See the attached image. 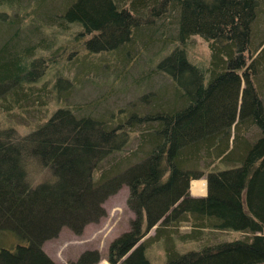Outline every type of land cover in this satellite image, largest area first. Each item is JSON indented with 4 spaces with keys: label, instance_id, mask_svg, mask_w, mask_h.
I'll return each mask as SVG.
<instances>
[{
    "label": "trees",
    "instance_id": "16d2710c",
    "mask_svg": "<svg viewBox=\"0 0 264 264\" xmlns=\"http://www.w3.org/2000/svg\"><path fill=\"white\" fill-rule=\"evenodd\" d=\"M19 5L28 9L14 28L10 14ZM30 19L44 34L36 44L18 35ZM0 20L2 31L12 30L0 45V104L7 111L35 102L31 84L53 72L52 44L62 32L75 34L73 26L85 50L109 62L136 60L129 49L139 44V59L152 53L157 70L174 83L146 113L103 116L88 105L62 103L29 130L0 126V264H57L44 242L63 226L83 232L122 185L135 217L111 241L110 263L153 264L146 247L163 235L164 264H264V0H0ZM259 23L262 36L255 33ZM151 29L170 37L145 43ZM194 35L207 41L209 62L189 57ZM103 57L91 65L102 66ZM80 62L88 67L77 76L98 71ZM72 70L68 65L56 75V88L74 80ZM133 132L140 136L139 160L116 161ZM202 176L207 194L191 195V180ZM182 223L191 229L174 237L171 228ZM208 229L244 234L185 252L174 247V239L190 244ZM101 258L98 249H87L70 264Z\"/></svg>",
    "mask_w": 264,
    "mask_h": 264
},
{
    "label": "rangeland",
    "instance_id": "374dc122",
    "mask_svg": "<svg viewBox=\"0 0 264 264\" xmlns=\"http://www.w3.org/2000/svg\"><path fill=\"white\" fill-rule=\"evenodd\" d=\"M50 6V5H49ZM26 5H19L11 12V17L15 22L11 23L16 28L21 20ZM23 9V10H22ZM30 11L33 8H29ZM44 10H46L44 8ZM43 19H49L46 13H44ZM3 21V20H0ZM9 22V21H8ZM24 22V21H23ZM263 26L259 23V28L255 33L262 36L263 34L258 31ZM1 27V22H0ZM26 27V28H25ZM4 31L0 29V45L3 44L5 39L12 34V30L8 25H4ZM76 31L78 28L73 26ZM18 35L22 36L32 44L38 43L42 40L44 34L43 30L35 31L36 24L33 20L27 21L24 29L18 28ZM72 29L62 32L60 36L56 35L55 41L52 44L55 49L56 67L48 73L42 74L38 79L31 84L32 90H35L36 98L27 102L25 108L17 111V109H9L8 111L0 104V126H13L15 128H23V130H29V128L35 127L38 123L42 124L45 119L46 113H50L51 109L62 103H78L82 105H88V109L92 108L94 113H99L103 116H115L118 113L124 112L130 115L132 112L146 113L152 111L150 109V103L154 98L159 97L162 93L172 89L174 83L170 77L166 74L159 72L155 61L150 59L152 53L143 54L142 60L139 56L142 55L139 49V44L129 49V57L137 56V59L128 58L125 63L122 62H109L108 56L93 55L85 50V45L80 38L82 35H75ZM78 36V37H77ZM170 37L169 34L159 35L153 34V29L147 32L144 42L150 43L161 39L164 41ZM260 38V37H259ZM261 39L258 40V42ZM137 44V43H136ZM189 44L188 55L194 61H201L203 63L210 60V49L207 41L202 37L194 35L191 37ZM39 45V44H38ZM160 50L154 52L159 53ZM48 53V52H47ZM49 54V53H48ZM98 57H103L104 62L102 66L91 65V62H97ZM159 58V57H158ZM156 59V58H155ZM80 61H86L90 64L91 71L94 72L90 77L77 76L79 71L86 69L85 65L79 67ZM82 62V64H85ZM66 64L73 67V78L64 83L65 88L59 90L56 88V75L62 71H66ZM85 66V67H84ZM101 72H100V71ZM69 73V72H68ZM82 73V72H81ZM63 74V73H62ZM261 85L264 89V78L261 79ZM244 85V82H243ZM34 87V88H33ZM30 88V89H31ZM53 102L48 105L45 110L46 103L48 101ZM150 101V102H149ZM149 103V104H148ZM147 106L145 108V106ZM15 105H13L14 107ZM46 111V112H45ZM8 126V127H9ZM253 133H257L256 128H252ZM140 141L139 133L133 132L131 134L130 143L126 146L123 152L118 153L115 158L116 161L124 157H133L137 155V158L131 160L135 162L139 157V153L136 150L138 142ZM143 158V157H142ZM193 186L190 187V192L195 196L205 195L207 193V178L202 176L200 179L193 181ZM129 195V187L122 185L117 192L109 195L103 202L106 212L99 220L89 222L85 225L83 232L75 233L68 226H63L61 231L56 237L47 239L43 244V250L57 263V264H70L72 260H76L78 256L87 249H98L101 252L102 260L96 264H111L107 259L109 245L111 241L123 233L124 231L131 229V221L135 217L134 211L128 206L127 198ZM156 227V226H155ZM155 227L151 228L149 232L142 237L139 241H148V237L153 235L156 230ZM175 236L182 231H189L191 226L186 223H182L179 226H173ZM206 231V230H205ZM244 232L235 230H221L205 232L204 237L208 240H192L188 238L190 244L185 243L182 237H179L178 241L174 239V247L180 249V252H185L189 249L201 248L208 242L221 241L234 239L241 237ZM157 237V236H156ZM197 241V242H192ZM146 247V256L153 262V264H164L168 255L167 240L163 235H159L155 240L149 243ZM186 244V245H185ZM195 246V247H194Z\"/></svg>",
    "mask_w": 264,
    "mask_h": 264
}]
</instances>
